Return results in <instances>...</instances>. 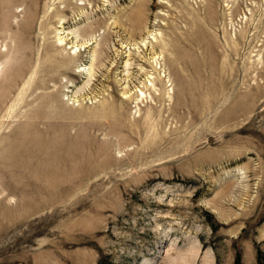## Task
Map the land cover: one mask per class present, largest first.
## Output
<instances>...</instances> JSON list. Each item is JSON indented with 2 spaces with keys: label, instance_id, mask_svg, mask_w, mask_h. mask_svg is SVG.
Listing matches in <instances>:
<instances>
[{
  "label": "rangeland",
  "instance_id": "obj_1",
  "mask_svg": "<svg viewBox=\"0 0 264 264\" xmlns=\"http://www.w3.org/2000/svg\"><path fill=\"white\" fill-rule=\"evenodd\" d=\"M258 250L264 0H0V264Z\"/></svg>",
  "mask_w": 264,
  "mask_h": 264
},
{
  "label": "trees",
  "instance_id": "obj_2",
  "mask_svg": "<svg viewBox=\"0 0 264 264\" xmlns=\"http://www.w3.org/2000/svg\"><path fill=\"white\" fill-rule=\"evenodd\" d=\"M263 254L264 253L260 252L259 250L257 251V254H256V262H257V264H261V260L264 258Z\"/></svg>",
  "mask_w": 264,
  "mask_h": 264
},
{
  "label": "bare ground",
  "instance_id": "obj_3",
  "mask_svg": "<svg viewBox=\"0 0 264 264\" xmlns=\"http://www.w3.org/2000/svg\"><path fill=\"white\" fill-rule=\"evenodd\" d=\"M58 41L61 42V43H63V42H62V39H61L60 37L58 38ZM208 259H209V258H208ZM184 260H185V259H184ZM178 261H179V260H178ZM181 263H183V264H188L187 261H186V262H185V261H182ZM172 264H175V263H172ZM205 264H212V259H209V262H205Z\"/></svg>",
  "mask_w": 264,
  "mask_h": 264
}]
</instances>
